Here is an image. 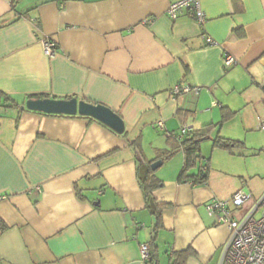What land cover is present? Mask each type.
<instances>
[{"label":"crops","instance_id":"obj_1","mask_svg":"<svg viewBox=\"0 0 264 264\" xmlns=\"http://www.w3.org/2000/svg\"><path fill=\"white\" fill-rule=\"evenodd\" d=\"M178 1L0 0V91L19 105L0 107V264H169L170 251L186 250L184 264H221L229 231L205 206L242 190L251 200L239 218L264 193V138L255 134L264 120V0H199L202 26L189 10L169 17ZM43 39L56 45L52 57ZM226 55L234 66H224ZM178 84L200 91L172 98ZM40 95L103 105L124 132L21 110ZM183 126L187 134L212 126L210 150L216 137L247 136L232 154L216 149L214 166L202 141L188 175L207 164L208 178L196 184L178 179ZM155 161L160 184L145 198L139 176Z\"/></svg>","mask_w":264,"mask_h":264},{"label":"built area","instance_id":"obj_2","mask_svg":"<svg viewBox=\"0 0 264 264\" xmlns=\"http://www.w3.org/2000/svg\"><path fill=\"white\" fill-rule=\"evenodd\" d=\"M184 10L192 12L194 20L198 25L205 23L204 14L200 8L199 0H179L170 5L168 15L175 20L179 13ZM208 46L214 45L210 38H205ZM44 55L52 57L56 52V45L49 39L41 41ZM223 64L230 68L236 64V59L226 55ZM200 89L186 84H178L170 90L172 98L183 95H197ZM156 128L162 130L163 123L157 122ZM258 130L264 132V120L258 125ZM188 129L183 126L178 141L187 134ZM202 172L206 168L201 166ZM251 200V196L242 191H236L228 200L212 199L206 206L210 215L216 218L218 224L225 225L229 231L228 241L223 248L221 264H264V193L257 199L254 208L247 214L237 217L241 208ZM255 213H258L257 216ZM140 260L144 263L150 262L151 249L148 244L139 246Z\"/></svg>","mask_w":264,"mask_h":264},{"label":"trees","instance_id":"obj_3","mask_svg":"<svg viewBox=\"0 0 264 264\" xmlns=\"http://www.w3.org/2000/svg\"><path fill=\"white\" fill-rule=\"evenodd\" d=\"M38 98H46L45 96H30L29 99H38ZM18 104L7 94L0 91V107H17ZM231 114L227 112V110H223V121H226L230 118ZM222 121V122H223ZM220 126V125H219ZM218 126V127H219ZM214 128L212 126L204 127L200 131L191 132L186 135V137L180 141V146L178 148L181 149L184 155V163L183 167L180 171L178 179L180 181H184L187 179H191L193 183L196 184H205L207 182V173L208 166L207 164L203 165L206 168L205 172H202L199 168V171L195 175H188V172L194 169L197 166V163L201 159L200 155V143L204 140L208 139V134ZM242 143L234 142L230 140L223 139L221 137H216L212 140V149L224 150L230 154H232L233 149L237 146H242ZM264 153V150L257 151V154ZM172 152H161L157 159L164 161L167 160L171 156ZM151 162L147 164L148 171L147 173L141 177L139 176V184L141 189L143 190L144 197L149 198L152 191L157 188L160 184V181L154 176V172L151 171ZM155 217L159 216L160 208L156 206ZM188 251H170L169 252V264H184ZM152 261V254L150 262ZM149 263V262H148Z\"/></svg>","mask_w":264,"mask_h":264},{"label":"water","instance_id":"obj_4","mask_svg":"<svg viewBox=\"0 0 264 264\" xmlns=\"http://www.w3.org/2000/svg\"><path fill=\"white\" fill-rule=\"evenodd\" d=\"M24 109L45 115H78L80 117H87L101 123L117 134L124 132V123L118 114L103 105L78 101L76 98L63 100L53 98L28 99L24 106L21 107V110ZM161 164V161H155L151 164L150 168L154 171Z\"/></svg>","mask_w":264,"mask_h":264},{"label":"rangeland","instance_id":"obj_5","mask_svg":"<svg viewBox=\"0 0 264 264\" xmlns=\"http://www.w3.org/2000/svg\"><path fill=\"white\" fill-rule=\"evenodd\" d=\"M256 128H258V127H256ZM258 130V129H257ZM258 132L259 133H255L256 134V136H258V138H260L261 137V139H263L264 138V132H261V131H259L258 130ZM234 136H235V138L236 139H238V140H240V142H242L243 144H244V142H245V138H246V136H247V134H246V132L244 131V130H242V131H240V133H239V131L237 130L235 133H234ZM205 143V144H204ZM210 140H207V141H204L202 144H204L205 146H204V154H203V156H205L206 158H205V160L206 159H208L209 158V163H211V165H213L214 166V164L216 163V156H213V152L214 153H218V152H215V151H217L216 149H212L211 148V150H210ZM235 151H239V149H235ZM214 155H216V154H214ZM210 167V166H209ZM196 170V169H195Z\"/></svg>","mask_w":264,"mask_h":264}]
</instances>
